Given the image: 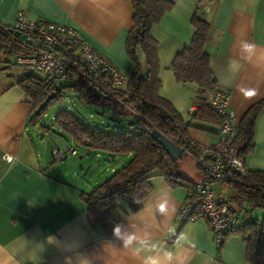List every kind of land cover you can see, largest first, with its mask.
<instances>
[{
    "label": "crops",
    "instance_id": "crops-1",
    "mask_svg": "<svg viewBox=\"0 0 264 264\" xmlns=\"http://www.w3.org/2000/svg\"><path fill=\"white\" fill-rule=\"evenodd\" d=\"M171 1L150 28L157 41L158 94L183 121L189 120L197 85L177 81L170 65L190 43L192 17L197 15L210 25L204 50L217 87L228 92L238 124L252 105L264 99V0ZM132 2L0 0V24L13 26L19 12L32 20L69 24L127 80L136 67L126 50L134 25ZM136 55L139 72L145 73L146 57L141 50ZM16 56L0 53V264H252L240 234H227L217 245L206 219L179 225L176 214L188 187L170 185L161 175L150 178L153 187L140 208L131 211L122 203L112 212L110 234L90 225L84 193L126 164L132 154L110 155L67 135L71 143L81 145L79 161L72 159L78 151L54 160L55 146L49 149L43 141L47 128L41 129L33 118L36 107L20 85L29 73L43 78L44 74L17 65ZM187 132L191 140L214 143L218 126L205 123ZM6 155L12 160L6 161ZM184 156L192 167L178 160L181 175L199 181L201 171L190 156ZM245 165L250 171H264V107L254 123ZM117 225L120 237L113 233Z\"/></svg>",
    "mask_w": 264,
    "mask_h": 264
},
{
    "label": "trees",
    "instance_id": "trees-1",
    "mask_svg": "<svg viewBox=\"0 0 264 264\" xmlns=\"http://www.w3.org/2000/svg\"><path fill=\"white\" fill-rule=\"evenodd\" d=\"M172 4L171 0H133L134 25L127 35L126 50L136 67L124 86L116 89L113 96L101 97L97 94L98 99L94 97L92 83L80 73L81 64L73 49L65 53L70 63L59 83L48 86L43 77L33 73H29L20 81L32 106L36 107L42 103L46 106L62 97L64 90L69 88L76 91L85 102L101 103L110 109L117 119L123 117L129 120L127 122L130 124L126 123L129 129L114 132L108 129L111 125L103 128L91 126L65 109L55 116L56 128L76 142L84 143L93 150L108 152L110 155L132 154L126 164L84 193L88 221L93 227L101 229L104 235L111 233L112 212L122 203H126L131 211L140 208L152 190V176L161 175L170 185L185 184L189 187L194 182L181 175L178 159L172 160L169 157L151 135L152 129L158 130L184 147L190 140L187 132L189 127H201L205 123L214 126L220 124L219 116L209 107L206 100L208 92L218 88L210 68L209 57L204 50L210 25L197 15L192 17L194 33L190 43L175 54L170 65L177 81L196 83L197 90L193 101L196 109L190 113L188 121H183L170 103L158 94L160 80L157 41L151 36L150 28ZM138 50L146 57L145 73L139 72L136 55ZM28 51L29 47L14 34L12 26L0 24L1 54L12 57ZM262 107L264 99L252 105L237 124L234 136L237 154L247 157L253 146L254 123ZM35 116L38 117L36 111L33 118ZM226 184L231 187L232 194L224 198V202L238 221V227L230 233L240 234L244 239L248 261L252 264H264V171L247 169L245 176ZM244 204L259 207L261 219L255 220L251 215H247L243 210Z\"/></svg>",
    "mask_w": 264,
    "mask_h": 264
},
{
    "label": "built area",
    "instance_id": "built-area-1",
    "mask_svg": "<svg viewBox=\"0 0 264 264\" xmlns=\"http://www.w3.org/2000/svg\"><path fill=\"white\" fill-rule=\"evenodd\" d=\"M25 36L21 41L29 47L28 53L19 54L15 63L24 68L40 70L44 74L45 84L59 83L65 76L70 63L66 55L73 49L75 57L81 64L80 73L87 77L96 94L101 97L113 96L126 80L120 72L103 56L95 52L84 40L81 33L69 24H59L32 20L19 12L12 26ZM66 53V54H65ZM207 103L219 116L217 139L214 143L188 140L181 147L183 153L190 156L201 171V179L194 181L187 190V198L180 205L176 220L179 225L196 219L207 220L214 243L220 245L225 236L238 227L235 215L229 211L222 195H217L211 182L226 183L246 175V155L237 154L234 136L237 130L235 115L229 108L228 92L219 88L208 92ZM196 109L191 104L189 113ZM75 154L73 146L64 150L52 148L54 160H61L67 154ZM11 161V156L4 157Z\"/></svg>",
    "mask_w": 264,
    "mask_h": 264
},
{
    "label": "rangeland",
    "instance_id": "rangeland-1",
    "mask_svg": "<svg viewBox=\"0 0 264 264\" xmlns=\"http://www.w3.org/2000/svg\"><path fill=\"white\" fill-rule=\"evenodd\" d=\"M41 107L44 108L41 109ZM64 109L73 113L84 123L94 127L103 128L107 127V125H111V127H109V131L114 132L130 128L126 124L129 120L124 119L123 117H120V120L116 122L107 119L106 117L100 115V112L104 111L106 115H112V111L110 109L106 108L101 103L85 102L79 97L76 91L69 88L64 90L62 97L52 101L48 105L44 106V103L37 105L36 113L38 114V117L36 119L38 121V125L41 129L47 128V134L43 137V141L47 142L49 149L53 145L58 147L60 150H64L69 144H72L76 151H78L77 154L72 158L76 161H79V157L83 153L81 145L71 143L69 137L63 132L59 131L55 126L56 114ZM178 160L181 162V164L188 165L187 167L189 168L192 167L190 164L191 161L186 156L183 155ZM211 183L217 195H222L224 198H228V196L232 194V189L228 184L218 182ZM243 210H245L247 215H251L255 220H260L262 217L261 209L259 207L244 204Z\"/></svg>",
    "mask_w": 264,
    "mask_h": 264
},
{
    "label": "water",
    "instance_id": "water-1",
    "mask_svg": "<svg viewBox=\"0 0 264 264\" xmlns=\"http://www.w3.org/2000/svg\"><path fill=\"white\" fill-rule=\"evenodd\" d=\"M14 34L16 36H19L20 38H23L25 36L21 32L15 31V30H14ZM94 97L96 99H98V95L95 94V93H94ZM100 115L106 117L107 119H109L111 121H119V119L114 118L113 115H106L104 113V111H101ZM127 123L130 124V122H127ZM151 135L163 147L165 152L169 155V157L172 160H177V159H179L182 156L183 149L177 143H175L172 139H170L169 137H167L166 135L162 134L161 132H159L156 129H152Z\"/></svg>",
    "mask_w": 264,
    "mask_h": 264
},
{
    "label": "clouds",
    "instance_id": "clouds-1",
    "mask_svg": "<svg viewBox=\"0 0 264 264\" xmlns=\"http://www.w3.org/2000/svg\"><path fill=\"white\" fill-rule=\"evenodd\" d=\"M245 47H247V46H245ZM113 233L115 236L120 237L121 227L119 225L115 226L113 229ZM152 264H155V261H153Z\"/></svg>",
    "mask_w": 264,
    "mask_h": 264
},
{
    "label": "snow or ice",
    "instance_id": "snow-or-ice-1",
    "mask_svg": "<svg viewBox=\"0 0 264 264\" xmlns=\"http://www.w3.org/2000/svg\"><path fill=\"white\" fill-rule=\"evenodd\" d=\"M249 95H252V93H249Z\"/></svg>",
    "mask_w": 264,
    "mask_h": 264
}]
</instances>
